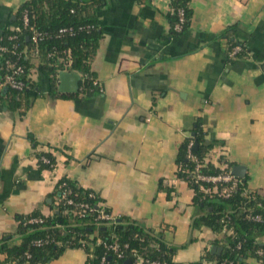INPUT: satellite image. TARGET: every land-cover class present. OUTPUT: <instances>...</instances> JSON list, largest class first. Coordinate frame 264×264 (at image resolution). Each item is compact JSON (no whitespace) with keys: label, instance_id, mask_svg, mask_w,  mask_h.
Segmentation results:
<instances>
[{"label":"crops","instance_id":"0c3cea01","mask_svg":"<svg viewBox=\"0 0 264 264\" xmlns=\"http://www.w3.org/2000/svg\"><path fill=\"white\" fill-rule=\"evenodd\" d=\"M28 1L0 0V45ZM190 6L189 28L175 36L171 0H106L97 10L102 38L90 64L101 86L95 94L54 98L41 61L33 60L30 109L24 116L0 110V240L16 233L20 216H50L51 195L68 178L116 216L164 230L178 247L176 262L200 261L220 235L192 228L202 211L177 164L198 119L219 142L205 162L236 168L264 198V0ZM230 27L243 44L234 58L222 37ZM2 67L0 57V83ZM59 82L58 74V91ZM41 154L53 156V169L41 167ZM86 260L83 248L68 249L48 264Z\"/></svg>","mask_w":264,"mask_h":264},{"label":"trees","instance_id":"16d2710c","mask_svg":"<svg viewBox=\"0 0 264 264\" xmlns=\"http://www.w3.org/2000/svg\"><path fill=\"white\" fill-rule=\"evenodd\" d=\"M105 3L106 0H30L20 8L14 22L16 27L6 32L2 45L12 47L18 44L17 56L26 67L24 81L27 87L22 92L9 87L1 88L0 110L8 108L18 112L20 116L26 115L32 103L31 91L35 87V83L29 77L35 59L41 61V71L51 81L53 97H69L58 91L60 74L58 68L61 60L57 56L48 57L53 50L62 52L71 49L73 54L71 69L85 76L81 85H84L86 93L89 96L98 92L93 86L92 79H95V75L91 72L90 64L102 38L97 10ZM179 10H183L185 16L182 32H177L174 28L179 21ZM26 12L29 26L49 35L39 43L38 55L33 49L35 46L32 41L33 33L23 24ZM192 15L190 0H171L168 17L173 28L172 34L177 36L185 33ZM63 28H73L74 35H60L59 31ZM11 35L16 36V39L9 40ZM223 36L230 43L229 52L236 46L243 48V44L237 41L235 27L228 28ZM191 142H194L192 149L194 160L188 156ZM218 143L207 138L203 122L198 119L191 136L181 145L177 156V164L180 167L178 177L188 182L193 189L194 205L202 211L199 217L193 219L192 228L206 227L220 235L216 242V246L221 248L219 254L208 252L200 261L188 264H207L209 260H215L216 264H247V260L251 258L264 262L257 255V251L264 248V221L256 222L247 218L248 214L264 217V198L251 190L252 193L248 197L244 195L243 189L247 188V179L241 180V187L229 198L206 195L201 186L211 187L208 182L192 183L195 172L203 176H213L220 172L213 164L205 162L207 153ZM44 158L48 159L50 164L44 163ZM199 164L201 167L197 171ZM40 165L42 168L53 169L55 159L49 154H41ZM62 183H66L70 188L71 194L68 197L76 203L90 202L96 206L98 202H102L100 198H89L93 192L82 189L68 178H63L51 195L50 216H44L39 211L28 216H20L16 233L7 234L0 240V264H48L59 259L68 249L81 248L87 254L85 264H135L136 256L148 261L147 264L154 261L162 264H183L174 260L178 247L165 240L164 230L147 229L140 222L127 216H118L111 223L98 221L96 210L85 212L84 216H81L79 208L64 203L63 190L60 188ZM226 186L219 185L218 188L222 190ZM105 211L112 213L108 208ZM224 217L228 220V226L221 222ZM33 219H40L41 222H31ZM225 228L232 229L233 232L230 234ZM48 238L50 239L48 243L41 246L34 244ZM83 240L85 246L82 245ZM113 245L119 246L122 257L110 248ZM239 245L241 248H238Z\"/></svg>","mask_w":264,"mask_h":264},{"label":"built area","instance_id":"2783aa9c","mask_svg":"<svg viewBox=\"0 0 264 264\" xmlns=\"http://www.w3.org/2000/svg\"><path fill=\"white\" fill-rule=\"evenodd\" d=\"M178 16H179V21L175 25L174 28H175V31L182 32L183 26L185 23L184 11L179 10ZM23 22H24L23 23L24 26L26 28L29 27V29L33 33L32 41L35 44L33 49H34V53L36 55H38L39 54V43L42 40L48 38L49 35L47 33H40L33 26H29V18H28L27 12L25 13ZM16 29L18 30V28H16ZM59 34L60 35H64V34L74 35V30H73V28H63L59 31ZM15 39H16V36L11 35L9 37V40H11V41H13ZM18 47H19L18 44H14L12 47L4 46L2 44L0 45V57L3 60V67H2L3 77H2V81L0 83V88L9 87L14 91L22 92L27 87V85L24 81V78H25L27 72H26V67L20 61V57L17 56ZM242 51H243L242 47H240V46L234 47L232 49V51L230 52V58L236 57ZM56 56L59 57L61 60V65L58 68L59 73H61V72H76V71L71 69L72 64H73V54H72L71 49H67V50H64L62 52L53 50L48 54L49 58H53ZM80 78H81V81H80L79 92L85 93L86 92L85 87H84V85H81V82H82V80L85 79V76H82L80 74ZM92 81H93V86L98 91H101V86H100L99 82L96 79H92ZM193 148H194V142H191L189 145L190 150H189L188 156L190 159L194 160L195 157L192 154ZM43 161H44V163L50 164V161L48 159L44 158ZM200 167H201V164H199L197 166V171ZM179 170H180V167L178 168V171ZM202 181H205V182H208L211 184V187H207V188L201 186V190L206 195H210V196L217 195L218 197H222V198L231 197L232 194L236 190H238V188L241 187V180L235 174H233V172L229 169L220 170V172L217 175H213V176H203V175H200V174L195 172L194 176L192 177V183L193 184H199ZM219 185H227V186L225 188H223L222 190H219V188H218ZM60 188H62V190H63L64 200H65L64 203L66 205H72V206H76L77 208H79L81 216H84L83 214L85 212H88V211L92 212V211L96 210L98 213V216H97L98 221H106L108 223H111V222H114V220H116V218L118 217L113 213L106 212L105 211L106 208H105V206H103L102 202H98L97 205L94 206L90 202L76 203L72 199H69L68 196L71 194V190H70V188H68L66 183H62L60 185ZM243 190H244V195L247 197L252 193L248 188H245ZM89 198L98 199V197L94 193H90ZM247 218L254 220L256 222H263L264 221V217H262L260 215L252 216L251 214H248ZM227 221H228L227 218L224 217L221 222L225 223L227 225ZM31 222L38 223V222H41V220L40 219H33V220H31ZM226 230L227 229L225 228V231ZM227 231H229L230 234L233 232L232 229L227 230ZM48 242H50L49 238L45 239V240L36 241L34 244L37 246H41V245L48 243ZM85 244L86 243L83 240L82 245L85 246ZM126 247L127 246H125V248ZM110 248L112 250H114V252L117 253L119 257H122V252H121L118 245H113ZM238 248H241V245H239ZM257 255H258V258L260 260L264 261V248L258 250ZM147 263H148V261H145L142 257L136 256L135 264H147ZM150 264H162V263L154 261V262H151ZM230 264H233V263H230Z\"/></svg>","mask_w":264,"mask_h":264},{"label":"water","instance_id":"95a60500","mask_svg":"<svg viewBox=\"0 0 264 264\" xmlns=\"http://www.w3.org/2000/svg\"><path fill=\"white\" fill-rule=\"evenodd\" d=\"M59 92L64 94H78L80 87V74L77 72H61L59 74ZM197 149V145L195 146ZM233 173L235 175L243 176V173L237 172L236 168ZM51 201V200H49ZM211 252L214 254H219L221 252V248L217 246H213L211 248Z\"/></svg>","mask_w":264,"mask_h":264}]
</instances>
